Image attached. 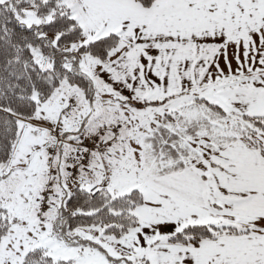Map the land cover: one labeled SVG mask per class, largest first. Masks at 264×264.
<instances>
[{"label": "snow or ice", "instance_id": "obj_1", "mask_svg": "<svg viewBox=\"0 0 264 264\" xmlns=\"http://www.w3.org/2000/svg\"><path fill=\"white\" fill-rule=\"evenodd\" d=\"M0 264H264V0H0Z\"/></svg>", "mask_w": 264, "mask_h": 264}]
</instances>
